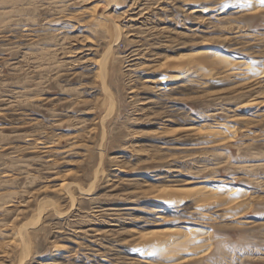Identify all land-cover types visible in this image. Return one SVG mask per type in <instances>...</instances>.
I'll list each match as a JSON object with an SVG mask.
<instances>
[{
  "label": "rangeland",
  "instance_id": "1",
  "mask_svg": "<svg viewBox=\"0 0 264 264\" xmlns=\"http://www.w3.org/2000/svg\"><path fill=\"white\" fill-rule=\"evenodd\" d=\"M16 4L0 11V264H264L259 1ZM151 230L195 243L141 254Z\"/></svg>",
  "mask_w": 264,
  "mask_h": 264
},
{
  "label": "bare ground",
  "instance_id": "2",
  "mask_svg": "<svg viewBox=\"0 0 264 264\" xmlns=\"http://www.w3.org/2000/svg\"><path fill=\"white\" fill-rule=\"evenodd\" d=\"M256 2H257V0H255ZM259 1V0H258ZM18 2H21V0H0V11H3V13H4V11H7L6 9H4L6 6H2V5H6L7 3L9 4L10 3V6H8V14L9 13H11L12 11H13V8L15 7H13V8H11L13 5H19V4H16V3H18ZM110 2V1H109ZM7 4V5H8ZM246 4V3H245ZM244 6H246V5H244ZM139 11V10H138ZM125 12V11H124ZM2 13V14H3ZM1 14V15H2ZM6 14V13H5ZM3 14V16H7L8 14ZM244 14V13H243ZM10 17V16H9ZM106 17L105 16H103V20L105 19ZM112 18V17H111ZM107 19H109V18H106V21H107ZM113 20V19H112ZM218 20V19H217ZM143 23V22H142ZM107 28V27H106ZM121 30V29H120ZM116 32V31H115ZM113 35V34H112ZM21 36V35H20ZM117 36H118V34H117ZM119 41V40H118ZM115 43V42H114ZM112 45V44H111ZM110 46V45H109ZM136 52V51H135ZM204 52V51H203ZM130 53H132V52H130ZM136 55V54H135ZM186 55V54H185ZM222 54L220 53V55L217 53L215 56H217L216 57V59H218L220 56H221ZM228 55V54H227ZM223 56V55H222ZM173 57V56H172ZM182 58V57H181ZM186 58H188V57H186ZM186 58H184V59H186ZM205 59V58H204ZM170 60V59H169ZM189 60V59H188ZM211 60V59H210ZM220 60H222V62H225L224 60H226L225 58H223V57H220ZM179 61V60H178ZM203 61V60H202ZM212 61H213V59H212ZM196 62H198V61H196ZM195 62V63H196ZM204 62V61H203ZM199 63V62H198ZM109 64V63H108ZM164 64V63H163ZM216 64H217V62H216ZM169 65V64H168ZM173 65V64H172ZM177 65H179V64H177ZM191 65V64H190ZM248 65V64H247ZM162 66V65H161ZM180 66H182V65H180ZM184 66V65H183ZM186 66H188V65H186ZM192 66V65H191ZM225 66L226 67H228V66H230V61H227L226 62V64H225ZM233 66V65H232ZM160 67V66H159ZM176 67V66H175ZM206 67V66H205ZM166 68V67H165ZM180 68V67H179ZM182 68H184V69H182V70H180V71H178L179 73L176 75L178 78H180V77H183L181 74H186V68L185 67H182ZM236 68H238V67H233V69H236ZM155 69V68H154ZM181 69V68H180ZM233 69H231V70H233ZM239 69V68H238ZM230 70V69H229ZM108 72H109V70H107ZM106 71V72H107ZM176 72V71H175ZM188 73V72H187ZM233 73V72H232ZM169 75V74H168ZM175 75V74H174ZM253 75V74H252ZM176 76H174V77H176ZM198 76V75H197ZM103 77V76H102ZM169 77V76H168ZM195 78V77H194ZM176 80V79H175ZM185 81V80H184ZM172 82V81H171ZM158 84V83H157ZM182 84V83H181ZM180 85V84H179ZM171 91V90H170ZM23 99V98H22ZM216 116V115H215ZM195 128V127H194ZM200 128V127H199ZM203 128V127H202ZM187 129V128H186ZM194 131V130H193ZM200 133H201V131H200ZM212 135V134H211ZM205 136V135H204ZM220 136V135H219ZM220 137H222V136H220ZM215 138H216V136H215ZM219 165V164H218ZM92 187V186H91ZM177 189V188H176ZM186 189V188H185ZM60 190V189H59ZM166 190V189H165ZM64 191V190H63ZM200 191V190H199ZM204 190H202V191H200L199 193L203 196H211L210 198H213L214 197V195H215V193L214 192H212V190H206V192L204 191ZM56 192V191H55ZM86 192V191H85ZM180 192H181V190H180ZM184 193V192H183ZM66 194V193H65ZM64 194V195H65ZM169 194V193H168ZM158 195V194H157ZM183 195V194H182ZM191 195V194H190ZM189 195V196H190ZM226 195V194H225ZM73 196V195H72ZM184 196V195H183ZM203 196V197H204ZM217 196V195H216ZM71 197V196H70ZM171 198V197H170ZM192 198V197H191ZM207 199V198H206ZM201 201V200H200ZM241 201H243V200H241ZM52 204H54V203H52ZM52 204H51V206H52ZM204 204V203H203ZM202 204V205H203ZM207 204V203H206ZM70 205V204H69ZM46 207V206H45ZM53 209V208H52ZM47 210V209H46ZM50 210V209H49ZM44 211V210H43ZM157 211V210H156ZM48 213V212H47ZM52 213V212H51ZM56 213V212H55ZM59 215H60V213H58ZM116 215V214H115ZM48 216V215H47ZM175 229V228H174ZM164 230V229H163ZM177 230V229H176ZM193 230V229H192ZM185 231V230H184ZM198 231V230H197ZM140 232V231H139ZM176 232H178V230L176 231ZM206 232V231H205ZM145 233V232H144ZM197 233V232H196ZM201 233V232H200ZM157 234H158V232H156L155 230H151V231H146V235H147V237L141 242V246H140V253L141 254H146V253H149V252H151L152 250H154V244H158L159 246H160V248L162 249L163 247H165V245H169V244H171V246H172V244L173 243H175V244H177V245H179L180 247H181V249H185L186 250V248H188L189 247V245L191 246L193 243H195V237L194 238H191V236L189 235V234H186V233H184V234H182V235H184L183 236V238H184V242H183V240L181 241V240H179V238L180 237H178V238H176L175 239V237L173 238V239H171V240H169V241H167V242H160L158 239L160 238V237H158L157 236ZM24 235V234H23ZM144 235V234H143ZM188 236V237H187ZM24 237V236H23ZM183 242V243H182ZM26 243V242H25ZM185 243V244H184ZM207 244V243H206ZM208 245V244H207ZM170 246V247H171ZM175 248H176V245H175ZM188 250V249H187ZM183 252H184V250H182ZM186 252V251H185ZM68 253V252H67ZM183 254V253H182ZM160 255V254H159ZM166 255V254H165ZM197 255V254H196ZM164 258V257H163ZM163 258H161V260L163 259ZM184 259V258H183ZM165 260V259H164ZM156 262V261H155ZM162 262V261H161ZM189 262V261H188Z\"/></svg>",
  "mask_w": 264,
  "mask_h": 264
},
{
  "label": "snow or ice",
  "instance_id": "3",
  "mask_svg": "<svg viewBox=\"0 0 264 264\" xmlns=\"http://www.w3.org/2000/svg\"><path fill=\"white\" fill-rule=\"evenodd\" d=\"M259 3L262 7H264V0H259ZM249 7L251 6V4L248 5Z\"/></svg>",
  "mask_w": 264,
  "mask_h": 264
}]
</instances>
